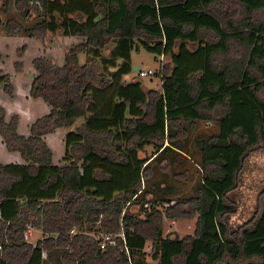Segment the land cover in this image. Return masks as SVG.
Returning <instances> with one entry per match:
<instances>
[{
	"label": "trees",
	"instance_id": "16d2710c",
	"mask_svg": "<svg viewBox=\"0 0 264 264\" xmlns=\"http://www.w3.org/2000/svg\"><path fill=\"white\" fill-rule=\"evenodd\" d=\"M234 1L244 12L236 21L217 13L228 8L222 0H35L41 20L36 31L24 32L42 42L45 32L82 41L60 65L32 60L30 96L50 109L28 135L17 132L18 116L5 119L0 106L5 148L24 161L0 164V264H45L44 254L57 247L66 249L62 264H146L148 240L157 264H264V197L250 226L236 234L226 224L235 212L228 194L244 159L264 148V20L256 17L264 16V0ZM233 42L248 48L246 58L236 56ZM108 44L105 66L112 72L100 61ZM141 47L161 57L160 90L145 88L140 76L123 80L131 52ZM80 52L91 59L79 63ZM5 86L11 97L12 86ZM199 120L218 125L217 134L195 139L201 186L181 212L174 205L165 211L175 218L194 210L195 233L162 237V214L144 208L154 199L147 192L137 198L151 161L140 153L152 145L156 157L164 141L185 134V122ZM59 129H67L65 149L55 164L44 137ZM28 225L52 235L32 245L24 240ZM93 232L124 238L100 248Z\"/></svg>",
	"mask_w": 264,
	"mask_h": 264
},
{
	"label": "rangeland",
	"instance_id": "374dc122",
	"mask_svg": "<svg viewBox=\"0 0 264 264\" xmlns=\"http://www.w3.org/2000/svg\"><path fill=\"white\" fill-rule=\"evenodd\" d=\"M0 0V76H8L6 81L0 83V106L5 110V119L10 115L18 116L17 132L23 136L29 134L31 124L39 117L49 112V106L41 98H32L29 90L36 70L32 60L37 57H49L58 65L62 64L63 56L67 49L82 41L81 38L72 36H61L59 33L45 32V42L36 37L29 36L23 28H35L41 20L37 17L35 0ZM224 13H220L218 3H215V10L221 17L231 18L236 21L243 17L242 6L234 0H222ZM226 2V4H224ZM39 7V6H38ZM256 17L264 20L262 13ZM19 26L21 31L15 33V26ZM33 31H36L33 29ZM14 32V33H13ZM232 47L237 49V57L246 58L248 48L232 43ZM112 47L108 44L102 51L100 61L101 68L105 72H112L113 67L105 66L107 55ZM91 59L87 53L78 54L79 63H85L86 59ZM164 57V62L168 60ZM131 70L123 76L124 81L136 78L138 70H151L153 75L141 77L140 81L145 88L160 90L161 88V57L155 55L144 48L133 50L130 59ZM12 86L11 97L6 91L5 85ZM264 99V94L261 96ZM81 119H77L72 126H79ZM186 131L177 132L174 141H164L166 149L156 157L155 148L152 145H145L141 151V156L151 160L143 174L140 189L141 198L143 192H147L146 197L154 199L153 205L146 207L147 212L152 208L162 214L159 226L162 237L183 238L195 233V221L197 213L191 209L187 217H166L165 211L172 207V211L179 213L183 207L189 206L187 200L194 198L198 194L202 181V169L200 167V154L195 148L197 137H208L218 133V125L212 120H199L189 126L183 124ZM67 130V129H66ZM65 129L57 130L53 135L44 137L47 145L54 152L53 162L60 164L64 156L65 145L63 142ZM174 134V136H175ZM184 134V135H183ZM169 142V143H168ZM167 144H170L168 147ZM166 150V151H165ZM24 161L17 152H8L0 136V164H22ZM235 212L226 216L227 227L234 233H238L243 227L250 226L258 216L260 203L264 197V148H254L244 159L243 166L239 171L236 187L228 194ZM140 217H143L141 213ZM26 231V230H25ZM98 236L99 233H91ZM51 233H44L40 228L31 227L30 233L24 232V240L35 245L37 240H44L51 236ZM115 235V234H114ZM64 248H53L50 253L44 254L45 264H62L60 255L65 252ZM152 241L148 240L144 248L143 262L146 264H157V259L152 258ZM1 256V253H0ZM177 264H181L178 262Z\"/></svg>",
	"mask_w": 264,
	"mask_h": 264
},
{
	"label": "built area",
	"instance_id": "2783aa9c",
	"mask_svg": "<svg viewBox=\"0 0 264 264\" xmlns=\"http://www.w3.org/2000/svg\"><path fill=\"white\" fill-rule=\"evenodd\" d=\"M154 72L151 71V70H147V71H144V70H138V73H137V76H140V77H146V76H149V75H153ZM148 206V204H146V207ZM30 228L31 226L28 225L27 228H26V235L28 233H30ZM95 238H97L99 240V246L100 248H104L107 244H110L113 242L114 238L116 237H119L121 239H123V233H117V234H111V233H104V232H100L98 236H94Z\"/></svg>",
	"mask_w": 264,
	"mask_h": 264
},
{
	"label": "crops",
	"instance_id": "0c3cea01",
	"mask_svg": "<svg viewBox=\"0 0 264 264\" xmlns=\"http://www.w3.org/2000/svg\"><path fill=\"white\" fill-rule=\"evenodd\" d=\"M53 135V134H52Z\"/></svg>",
	"mask_w": 264,
	"mask_h": 264
}]
</instances>
